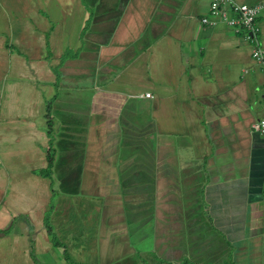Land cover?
Here are the masks:
<instances>
[{
	"label": "crops",
	"instance_id": "0c3cea01",
	"mask_svg": "<svg viewBox=\"0 0 264 264\" xmlns=\"http://www.w3.org/2000/svg\"><path fill=\"white\" fill-rule=\"evenodd\" d=\"M210 2L0 0V264H184L133 241L175 222L189 259L264 264V69Z\"/></svg>",
	"mask_w": 264,
	"mask_h": 264
},
{
	"label": "built area",
	"instance_id": "2783aa9c",
	"mask_svg": "<svg viewBox=\"0 0 264 264\" xmlns=\"http://www.w3.org/2000/svg\"><path fill=\"white\" fill-rule=\"evenodd\" d=\"M264 13V1L245 3L238 0H211L209 12L203 16L204 25L225 24L240 34L252 47V57L264 69V42L261 37L260 17ZM152 97L151 93L147 94ZM252 128L264 131V119L256 121Z\"/></svg>",
	"mask_w": 264,
	"mask_h": 264
},
{
	"label": "rangeland",
	"instance_id": "374dc122",
	"mask_svg": "<svg viewBox=\"0 0 264 264\" xmlns=\"http://www.w3.org/2000/svg\"><path fill=\"white\" fill-rule=\"evenodd\" d=\"M55 199H56L55 196L54 198L52 197V200H55ZM174 215L177 216V214H174ZM180 215L181 214L178 213V216ZM174 224H175V227H179L176 229L175 232L169 230L172 228H166L165 227L166 223H162L159 227L155 226L153 228L149 227V225L146 224L144 228H140V230H134L133 241L135 243L136 248L144 252L146 251L148 253H152L153 256L155 257V253L156 255L160 253V244L163 240V235H165L166 232L168 231V234L173 236L176 242L178 241V243L180 244L181 250L184 253L182 257L185 259V261L190 260L189 262H187V264H210L207 261L200 260L198 256L196 255L192 256L190 259L188 258L189 256L186 255L188 253L187 252L188 249L190 248L194 249V247H192V240L189 237L191 233H194V231L197 229H193L192 231L188 228L186 229L182 228V226L178 222H175ZM197 251H200V248H198ZM155 258L160 259L158 257H155ZM215 264H223V262L218 261Z\"/></svg>",
	"mask_w": 264,
	"mask_h": 264
},
{
	"label": "trees",
	"instance_id": "16d2710c",
	"mask_svg": "<svg viewBox=\"0 0 264 264\" xmlns=\"http://www.w3.org/2000/svg\"><path fill=\"white\" fill-rule=\"evenodd\" d=\"M68 54L69 53L67 52L65 54V56L68 55ZM46 118H47V125H48L47 131H48L49 135H51V133L53 131V128H54L53 127L54 126V119H53V116H52V102H49L47 104ZM48 160H49L48 167L45 170L40 171V173L45 175V176L50 177L51 176V172H52L51 168H52V166L54 164V155L52 153L49 154ZM49 215H50V213L47 212L46 218H45L47 230H48V232H49V234L51 236L52 241L55 243V245L59 246V245H61V243H60V241H59V239L57 237V234L55 233L53 225L50 222ZM189 261L190 260H186L185 263L187 264V262H189Z\"/></svg>",
	"mask_w": 264,
	"mask_h": 264
}]
</instances>
